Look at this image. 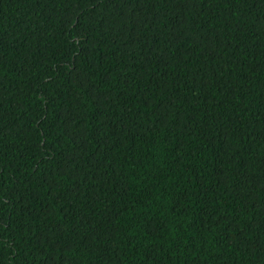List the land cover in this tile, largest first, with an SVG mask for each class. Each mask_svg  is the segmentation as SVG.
<instances>
[{
    "label": "trees",
    "instance_id": "trees-1",
    "mask_svg": "<svg viewBox=\"0 0 264 264\" xmlns=\"http://www.w3.org/2000/svg\"><path fill=\"white\" fill-rule=\"evenodd\" d=\"M0 264H264V0H0Z\"/></svg>",
    "mask_w": 264,
    "mask_h": 264
}]
</instances>
